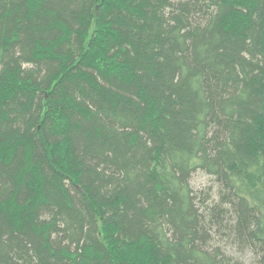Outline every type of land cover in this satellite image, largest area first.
<instances>
[{"label": "trees", "instance_id": "16d2710c", "mask_svg": "<svg viewBox=\"0 0 264 264\" xmlns=\"http://www.w3.org/2000/svg\"><path fill=\"white\" fill-rule=\"evenodd\" d=\"M246 259L264 0H0V264Z\"/></svg>", "mask_w": 264, "mask_h": 264}, {"label": "rangeland", "instance_id": "374dc122", "mask_svg": "<svg viewBox=\"0 0 264 264\" xmlns=\"http://www.w3.org/2000/svg\"><path fill=\"white\" fill-rule=\"evenodd\" d=\"M209 180L210 178H208L207 176L203 174H197L196 176H194L193 182H194V185L196 186L205 187V186H208V184H211ZM248 261L249 260L246 259V264H251V263H248Z\"/></svg>", "mask_w": 264, "mask_h": 264}]
</instances>
